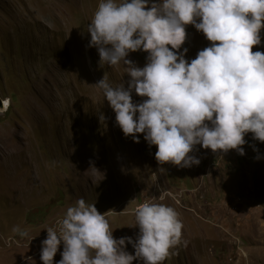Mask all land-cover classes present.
I'll return each instance as SVG.
<instances>
[{
  "label": "rangeland",
  "instance_id": "374dc122",
  "mask_svg": "<svg viewBox=\"0 0 264 264\" xmlns=\"http://www.w3.org/2000/svg\"><path fill=\"white\" fill-rule=\"evenodd\" d=\"M98 3L0 0V98L9 103L0 110V264H26L23 256L43 264L46 227L58 228L80 197L105 215L115 238H135L139 204L173 207L182 234L162 264H264V159L250 147L264 153V142L246 134L244 155L197 145L200 164L181 168L158 163L143 133L139 142L126 137L95 84L105 75L127 86L126 67H101L87 46ZM186 32L182 48L195 58L211 42L194 25ZM146 56L137 50L128 58L142 67ZM146 98L133 93L134 101ZM90 161L95 173L86 172ZM62 250L63 243L54 264ZM126 250L134 253L130 243Z\"/></svg>",
  "mask_w": 264,
  "mask_h": 264
},
{
  "label": "clouds",
  "instance_id": "9594fccd",
  "mask_svg": "<svg viewBox=\"0 0 264 264\" xmlns=\"http://www.w3.org/2000/svg\"><path fill=\"white\" fill-rule=\"evenodd\" d=\"M194 25L211 43L186 58V26ZM264 0H99L87 24L88 47H95L98 64L122 63L129 76L115 86L107 77L95 84L115 112V123L124 135L149 147L157 146L158 163L192 167L200 164L199 145L214 153L235 149L245 154V136L264 142ZM170 46V47H169ZM147 52L139 66L130 52ZM133 93L147 97L134 101ZM0 110L7 102L0 98ZM9 107V106H8ZM100 120L105 117L101 113ZM254 159H264L256 144ZM89 168L98 171L92 161ZM139 231L135 238H115L105 215L83 197L66 209L57 227H46L40 260L54 264H162L181 238L182 222L176 210L144 202L135 210ZM21 236H28L21 231ZM131 244L134 253L126 250ZM26 264H36L23 256Z\"/></svg>",
  "mask_w": 264,
  "mask_h": 264
},
{
  "label": "bare ground",
  "instance_id": "6f19581e",
  "mask_svg": "<svg viewBox=\"0 0 264 264\" xmlns=\"http://www.w3.org/2000/svg\"><path fill=\"white\" fill-rule=\"evenodd\" d=\"M9 106V103L7 102V107Z\"/></svg>",
  "mask_w": 264,
  "mask_h": 264
}]
</instances>
